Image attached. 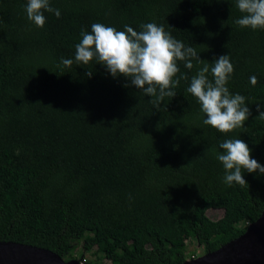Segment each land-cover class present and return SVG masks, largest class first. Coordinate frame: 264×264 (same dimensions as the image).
Here are the masks:
<instances>
[{"label": "trees", "instance_id": "1", "mask_svg": "<svg viewBox=\"0 0 264 264\" xmlns=\"http://www.w3.org/2000/svg\"><path fill=\"white\" fill-rule=\"evenodd\" d=\"M26 5L0 0V242L83 264H182L187 240L206 255L259 220L264 175L242 170L246 184L228 186L217 159L222 141L241 139L264 165V29L236 24V0H49L61 15L44 11L43 28L28 20ZM93 23L137 32L162 25L209 69L229 55L226 87L251 111L244 127L221 133L203 123L187 92L203 67L197 60L191 70L177 62L176 78L188 79L159 110L95 59L75 63L81 31ZM61 58L74 62L65 67ZM212 210L223 215L213 219Z\"/></svg>", "mask_w": 264, "mask_h": 264}, {"label": "clouds", "instance_id": "2", "mask_svg": "<svg viewBox=\"0 0 264 264\" xmlns=\"http://www.w3.org/2000/svg\"><path fill=\"white\" fill-rule=\"evenodd\" d=\"M236 7L243 14L236 20L238 26L254 31L264 29V0H236ZM44 11L54 13L57 18L61 15L59 9L50 7L49 0H27V18L39 28L46 22ZM124 28V31H118L102 23H93L90 32L82 30V39L75 46V63L88 65L95 59L114 78L124 76L131 81V86L152 97L149 102L159 110L166 97L177 95L172 89L179 85L180 79H188L187 75L176 78L180 71L177 62H184L185 68L191 70L192 61L197 60L203 67L191 78L187 92L197 98L206 116L203 123L221 133L244 127L251 111L244 96L232 95L226 87L234 71L229 55L218 57L209 69L194 47L174 39L162 25L142 24L139 32L128 25ZM73 62L61 58L65 67L70 68ZM209 71L212 80L208 78ZM86 75L91 77L93 72L87 71ZM249 79L255 86L257 78ZM257 111V119L264 120V111L259 105ZM219 148L223 151L217 153V159L225 169L224 183L228 186L246 184L242 170L264 175V165L252 158L251 150L243 140L227 139L219 144Z\"/></svg>", "mask_w": 264, "mask_h": 264}, {"label": "water", "instance_id": "3", "mask_svg": "<svg viewBox=\"0 0 264 264\" xmlns=\"http://www.w3.org/2000/svg\"><path fill=\"white\" fill-rule=\"evenodd\" d=\"M0 264H81L34 246L0 242ZM182 264H264V212L245 234L215 252Z\"/></svg>", "mask_w": 264, "mask_h": 264}, {"label": "rangeland", "instance_id": "4", "mask_svg": "<svg viewBox=\"0 0 264 264\" xmlns=\"http://www.w3.org/2000/svg\"><path fill=\"white\" fill-rule=\"evenodd\" d=\"M209 215L213 219H219L223 215V211L212 210V211L209 212ZM187 244H188L187 255L189 256L188 260H191V259L194 260V259H197L199 257H203L204 256V254L202 253V248L199 246V244L195 240L189 239V240H187ZM83 251L84 250L81 247H79L77 254H80ZM96 256L97 255L95 254L94 251L85 252V254H84V257L88 261H94L96 259ZM103 264H111V262H104Z\"/></svg>", "mask_w": 264, "mask_h": 264}, {"label": "built area", "instance_id": "5", "mask_svg": "<svg viewBox=\"0 0 264 264\" xmlns=\"http://www.w3.org/2000/svg\"><path fill=\"white\" fill-rule=\"evenodd\" d=\"M81 264H83V263H81Z\"/></svg>", "mask_w": 264, "mask_h": 264}]
</instances>
